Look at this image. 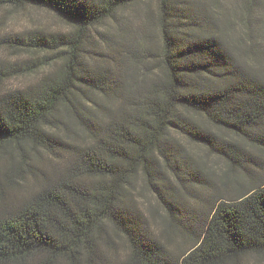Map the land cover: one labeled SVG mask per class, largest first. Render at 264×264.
Segmentation results:
<instances>
[{
  "label": "trees",
  "instance_id": "trees-1",
  "mask_svg": "<svg viewBox=\"0 0 264 264\" xmlns=\"http://www.w3.org/2000/svg\"><path fill=\"white\" fill-rule=\"evenodd\" d=\"M230 1L0 0L70 27L1 39L42 56L0 62V264L264 261V0Z\"/></svg>",
  "mask_w": 264,
  "mask_h": 264
},
{
  "label": "rangeland",
  "instance_id": "rangeland-1",
  "mask_svg": "<svg viewBox=\"0 0 264 264\" xmlns=\"http://www.w3.org/2000/svg\"><path fill=\"white\" fill-rule=\"evenodd\" d=\"M225 4L228 7L232 5L230 0H225ZM129 19L124 16L122 17V22L127 25L131 30L138 27L142 23L143 17L135 13L128 14ZM34 29H45L47 31H68L70 27L66 22L57 17L54 13L38 7H25V8H4L0 10V43L1 39L5 36H10L14 33H23ZM119 39V38H118ZM122 41L121 39H119ZM120 48L124 49L126 47V42H119ZM90 50L89 53H104L103 48L94 47L89 44L87 47ZM116 54L115 51H110ZM42 53L33 51H23L15 50L5 43L0 44V62H10L13 66L15 64H28L35 60L41 59ZM92 62V59H88ZM93 63V62H92ZM12 77L6 82V86H28L30 83H34L37 79L36 73H29V71H22L17 73L15 70L11 72ZM31 180V179H30ZM33 182L31 181L30 184ZM202 195H205L206 191L204 189L200 190ZM143 199V200H142ZM141 202L145 201L148 204H155L156 200L150 195L144 193ZM145 199V200H144ZM189 201V200H188ZM195 209L201 206L200 203H193ZM188 206V204H186ZM120 253L125 252L120 248ZM248 264H264V261H258L255 258H250Z\"/></svg>",
  "mask_w": 264,
  "mask_h": 264
}]
</instances>
